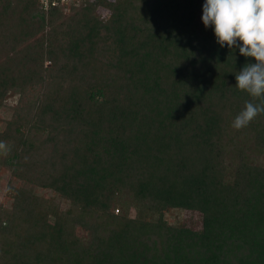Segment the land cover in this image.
I'll list each match as a JSON object with an SVG mask.
<instances>
[{
    "label": "trees",
    "instance_id": "1",
    "mask_svg": "<svg viewBox=\"0 0 264 264\" xmlns=\"http://www.w3.org/2000/svg\"><path fill=\"white\" fill-rule=\"evenodd\" d=\"M204 2L0 0V264H264V114L232 127L254 60Z\"/></svg>",
    "mask_w": 264,
    "mask_h": 264
},
{
    "label": "clouds",
    "instance_id": "2",
    "mask_svg": "<svg viewBox=\"0 0 264 264\" xmlns=\"http://www.w3.org/2000/svg\"><path fill=\"white\" fill-rule=\"evenodd\" d=\"M202 13L203 25L212 27L220 47H238L240 55L254 60L235 75V87L251 97L232 122L240 130L264 114V0H205Z\"/></svg>",
    "mask_w": 264,
    "mask_h": 264
},
{
    "label": "rangeland",
    "instance_id": "3",
    "mask_svg": "<svg viewBox=\"0 0 264 264\" xmlns=\"http://www.w3.org/2000/svg\"><path fill=\"white\" fill-rule=\"evenodd\" d=\"M7 103L13 104L14 98L10 96L7 99ZM7 116L6 112H0V128L3 126L2 119ZM9 178V172L3 168L0 169V205L8 206L11 203V198L9 193L6 191V183ZM15 183V182H14ZM40 193H43L47 197H54L55 193H53L51 190H42ZM61 206L63 208L67 207L66 202H62ZM131 214H134L131 212ZM164 218L169 223H176V222H186L189 224L197 225L199 224V214L192 213L189 211H184L180 209H171L170 211H166L164 214Z\"/></svg>",
    "mask_w": 264,
    "mask_h": 264
},
{
    "label": "built area",
    "instance_id": "4",
    "mask_svg": "<svg viewBox=\"0 0 264 264\" xmlns=\"http://www.w3.org/2000/svg\"><path fill=\"white\" fill-rule=\"evenodd\" d=\"M71 2H73V0H38L39 7L46 12L53 7L59 6L67 10Z\"/></svg>",
    "mask_w": 264,
    "mask_h": 264
}]
</instances>
